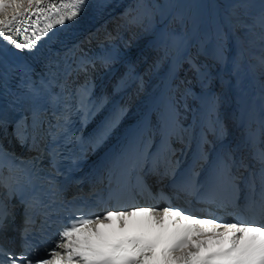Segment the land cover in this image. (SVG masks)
<instances>
[{"label": "bare ground", "instance_id": "obj_1", "mask_svg": "<svg viewBox=\"0 0 264 264\" xmlns=\"http://www.w3.org/2000/svg\"><path fill=\"white\" fill-rule=\"evenodd\" d=\"M136 1L137 0H84V3L80 5L78 0H41L39 5L33 3L31 6H29L27 2H22L20 8L15 11H18L20 15H23L32 10H43L41 17H45L49 14V19L52 20L54 26H58L60 33L56 34L50 51L46 54L47 65L51 64L54 67H59L65 63H70V65L67 66V70L71 72L70 75H74L78 69L80 60L86 63H92L95 60L101 67L99 69V73L104 76L103 81L99 84L102 88H104L102 98L104 99L106 96H111L114 90L115 94L123 93V102L129 103V101H133V99H135V104L139 102V99L137 95H134V91L140 90L138 82L139 80L135 81L136 75L134 79H131L132 81H127L128 79L126 80L124 78L121 79L124 82V85L123 83L121 85H117L119 82L114 83L116 72L106 73L108 70L110 71L111 65L110 67L108 64L102 66L101 61L103 60V57H101L102 54L100 49L91 53L95 54L92 55V58L91 56L87 57L91 51V46L96 48L102 43L104 44L102 41L107 39L108 35L102 33L98 35V33H96V37L93 40L94 44L92 43L93 45L91 44L90 46L86 45L90 43V39L92 40V38L95 36L90 34L91 29L101 27L102 30H104V28L106 29L108 26H111V22L116 18V15H118V13L127 14L130 9V7H127V5H133V3ZM217 1L219 2V0ZM197 11L198 15L196 13ZM218 11L222 12L220 9H218ZM13 13L14 10L12 8H6L4 13H0V18L10 19ZM208 14V8H206V5L205 3L203 4L202 0H172L169 14L166 17L167 21L165 20V24L162 26V32H160L161 34H159L153 41L156 43L155 48H157L160 43V37H162V33H164L163 46L168 52H171L169 53L171 56L169 62L171 66H169V70L163 76V82L162 77L160 78L156 86V91L149 93V98L145 103H143V101L139 102L140 104L142 103L139 105V110H142L148 101H151L160 90L162 91L163 85H166L168 81L171 80L169 86L172 82L173 83L171 86H173L176 79V89L183 88L184 85L182 81L175 77L177 73V60L179 59L181 64L186 61V57L189 56V51L199 41L200 35L198 34L199 32H197V29L203 28L204 24L201 22L206 20ZM74 20L75 22L72 26L65 24H68ZM199 23L202 24V27L198 25ZM203 23H207V20ZM221 23L222 30L228 29L230 33L227 35L229 36L231 34V36H229L231 44L229 43L227 57L226 52L223 49L221 50L222 53L225 52V55L220 53L219 49L221 44L217 41V39H215L213 42L215 48H217V51H215L216 58L221 62V64L219 63V65L217 64V66H215V68L218 67L216 74L219 77H224L225 75L230 81L231 98L229 100V104L227 105L229 109H227L226 119L220 121V117L218 118L214 112L217 103V95L212 94V86H207L205 88L202 103L199 102L201 100L198 101L196 99H191V92L187 88H184L182 94L178 96L179 101L181 102V108L184 109L188 115H191L189 120L192 121L193 126H195L198 131H200L197 134V139H203L205 141L203 143V148L205 149L209 147V138L218 137L219 141L222 138L221 136L223 134V127L227 123L231 122L233 118L238 119L243 117L244 110L250 113L256 108L264 107V86H258L260 83H264V75L261 76L258 74V76V70H255L253 65L248 62L249 56H247L244 48H242L241 44H239L240 42L234 38V33L229 28V24L227 25V22L224 19L221 21ZM7 25L8 24L5 26ZM45 29L50 30L51 27L47 25ZM204 29L205 28H203V30ZM217 29L218 28H215L214 26L210 28L209 31L212 34L210 35L212 38H215V36L218 37ZM182 49H184L183 53H178V51ZM107 51L110 52V50ZM142 51V49L139 51L137 50L135 54L141 53ZM252 54H254L253 58L255 60L261 61V70L264 71V50L260 53ZM88 59H90V61ZM166 60L167 58H165V61ZM226 71L228 72L226 73ZM44 73L48 75L47 70H44ZM106 75L108 76L107 78L105 77ZM192 80V78L188 77L187 81L192 82ZM96 82L97 80L94 81V83ZM94 83L92 87L89 88L86 86L85 82L80 80L76 82L73 89V96H75L81 103L84 102L86 107L88 104L86 101V95H88L90 91L94 89ZM241 92L243 93V96L240 95ZM173 104H178V101L175 100ZM191 104L194 106L193 111H190L189 109ZM134 108L135 107L132 106L130 109H128L124 114V118H118L116 121L117 124H113V127H118L119 129H117L114 134L110 135L115 136L119 133L120 128L133 122V116L131 115L134 112ZM120 109L121 108L117 109L118 112ZM263 111V109H260L257 112ZM182 115L183 114H180V117H182ZM84 118L86 127L90 131L89 134L92 133L94 137L101 140V135L95 133L91 127L92 123L94 122L93 117L91 115L88 117L85 114ZM263 124L264 116L261 125ZM262 131L264 133V130ZM110 139H112V137H108L107 140ZM221 147H223V145H221ZM66 249L74 253L73 248L67 247V244ZM69 251H67V255H70ZM60 253H62L61 250ZM79 260L83 261V258L80 257Z\"/></svg>", "mask_w": 264, "mask_h": 264}, {"label": "rangeland", "instance_id": "obj_2", "mask_svg": "<svg viewBox=\"0 0 264 264\" xmlns=\"http://www.w3.org/2000/svg\"><path fill=\"white\" fill-rule=\"evenodd\" d=\"M202 1L203 4L205 3L206 8H208L209 14L206 18L207 23H203L206 20L201 22L204 24L203 28L205 29H197L200 35L199 41L189 51L186 61L178 69L177 78L182 81L184 86L183 88L176 89L177 80H175L173 86L168 89L167 96L177 112L183 114L182 117L186 118L187 116L190 118L191 115H188L181 108L178 96L182 94L184 88H187L191 92L190 98L198 101L201 100L199 102L202 103L205 88L212 86V94L217 95L214 112L218 118L220 117L219 120L223 121L226 119L227 109H229L227 105L231 98L230 81L229 79L222 80V77L216 74L218 67L215 68V66H217L219 59L216 58L215 46L213 48L215 38H212L210 35L208 36L205 32L210 33L209 30L213 26L218 28L217 35L219 41H217L221 44L219 50L222 55H225L226 52L227 57L230 41L228 40L229 36L227 33L222 30L221 21L224 19L233 31L235 39L240 42L239 44H241L247 56H249L248 62L253 65L255 70H258V75L261 73L262 63L260 60H255L252 53H260L264 50V0H236V2L235 0H219V4L216 0ZM26 2L27 0H23V3ZM171 5L172 0H137L133 5H127V7H130L129 12L127 14L118 13L116 18L111 22L112 35L102 41L104 44L102 43L96 48L91 46V51L87 56H91L92 58V55L95 54L91 53L100 49L101 57H103L101 61L102 66L108 64L110 67L111 65L112 68L110 67V71L108 70L106 73L116 72L114 83L119 82L117 85H121L122 83L124 85L121 79L124 78L128 79L127 81H132L131 79H134L136 75L135 81L139 80L140 90H135L134 95H137L139 102H144L149 98V93L156 91V86L169 59V52L163 46L164 33L160 37V43L157 48H155L156 43L153 41L161 34L156 35L165 24L164 19L166 20L169 14L167 12L169 7L171 8ZM218 9L222 12L218 11ZM196 13L198 15V11ZM202 24L199 23L198 25L202 27ZM208 37L212 42V47ZM92 43L94 44V42ZM91 44L89 43L87 46ZM141 49L143 50L141 53L135 54L137 50ZM221 49L225 52L222 53ZM107 50H110V52ZM165 57L167 61H164ZM88 60L90 61V59ZM94 65L101 68L95 60L92 63L83 62L81 66L82 68H90L94 67ZM188 77L193 79L192 82L187 81ZM258 86L263 87L264 83H260ZM175 100L178 101V104H173ZM134 102L132 101L131 107L136 108L142 104L137 101L134 104ZM193 107V104H191L190 111H193ZM101 113H103V109L97 111L94 117L101 115ZM230 125L231 122L227 123L222 129L229 136L234 134L232 129L228 130ZM178 132L177 125H174L173 136L171 137L172 142Z\"/></svg>", "mask_w": 264, "mask_h": 264}, {"label": "snow or ice", "instance_id": "obj_3", "mask_svg": "<svg viewBox=\"0 0 264 264\" xmlns=\"http://www.w3.org/2000/svg\"><path fill=\"white\" fill-rule=\"evenodd\" d=\"M22 2L0 0V13L6 8L14 10L10 19L0 18V38H5L4 26L20 15L15 10ZM27 3L39 5L41 0ZM78 3L82 5L84 0ZM157 211L151 206L107 211L95 217V228L91 227L92 219L81 218L67 226L60 237H67V247L73 248L86 264H264V224L225 223V231L203 228L195 232L199 238L192 240L196 224H215L216 220H197L171 207L162 209L163 216L155 215ZM192 247L196 250H189ZM40 264L48 262L41 259ZM55 264L63 261L57 259Z\"/></svg>", "mask_w": 264, "mask_h": 264}]
</instances>
